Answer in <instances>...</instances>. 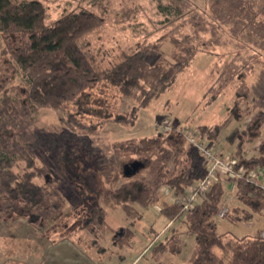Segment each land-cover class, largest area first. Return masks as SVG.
I'll return each instance as SVG.
<instances>
[{
	"label": "trees",
	"instance_id": "16d2710c",
	"mask_svg": "<svg viewBox=\"0 0 264 264\" xmlns=\"http://www.w3.org/2000/svg\"><path fill=\"white\" fill-rule=\"evenodd\" d=\"M212 5L222 8L217 13L221 19L239 17L247 6L236 0H215ZM159 11L167 16L166 22L170 21V16L179 17L183 13L179 5H159ZM198 16L196 13L189 20L194 27H203L205 17ZM103 24L102 16L87 9L70 12L54 24H48L41 1L0 0L3 41L0 52V224L24 219L37 234L43 226L53 227L56 233L69 232L75 226L74 232L87 231L97 239L99 234L105 237L111 232L115 246L131 247L134 232L128 227L114 230L107 222L106 196L118 206L149 208L160 202L163 189L183 196L207 175L204 158L175 130L112 143L111 150L121 159L119 167L109 155H94L93 171L106 191L93 193L87 177H83L81 183L70 175L75 170L73 164L70 172L67 167L72 157L71 139L78 133L99 135L108 124L135 127L141 111L169 90L197 54L211 44L203 40L196 43L190 34L163 35L133 50L107 53L102 44L92 40ZM167 42L173 46L170 57L162 52ZM152 53H161V57L149 63ZM221 76L224 78L223 73L219 74L218 84L209 89L214 92L210 103L234 74L224 79ZM18 77L20 82L16 84ZM248 97V87L241 86L228 117L213 126H199V139L205 144L214 143L230 121L241 124L245 119L241 100ZM124 99H134L137 105L122 110ZM41 109L60 111L59 120L66 128L59 133L39 130L36 113ZM263 129L264 111L259 110L245 127H235L225 136V141L234 147L231 156L237 159V168L250 172L264 167ZM254 141H261V153L248 157L245 145ZM89 145L88 152L92 155L94 147ZM38 148L50 155L61 177L38 164ZM133 162H139L140 169L135 175L126 176L125 167ZM141 175L146 176L139 178ZM64 181L79 196L69 215L65 214L66 201L61 192ZM230 185L236 190L234 198L239 205L229 211L227 219L233 223H251L255 215L264 217V190L245 179L226 178L216 182L188 211H183L176 203L162 208L161 213L171 222L186 216L188 234L194 240L188 264H264L262 232L255 236H235L218 231V213ZM43 234L51 238L47 232ZM64 240L70 237L64 235L57 241ZM151 250L159 261L166 254H181L184 244L182 239L172 236L152 245Z\"/></svg>",
	"mask_w": 264,
	"mask_h": 264
},
{
	"label": "rangeland",
	"instance_id": "374dc122",
	"mask_svg": "<svg viewBox=\"0 0 264 264\" xmlns=\"http://www.w3.org/2000/svg\"><path fill=\"white\" fill-rule=\"evenodd\" d=\"M39 1L46 8L48 24H54L62 16L82 9L102 16L104 24L95 32L92 40L95 44H102L107 53L117 54L123 49L133 50L163 35L180 37L190 34L196 43L201 40L211 43L205 51L197 54L190 67L178 76L169 90L158 100L153 101L147 109L141 111L135 127L125 128L108 124L99 135L86 136L78 133L77 137L69 141L72 151V157L67 162L69 172L70 165L75 166L74 172L70 175L81 183L84 182L83 177H87L88 187L93 193L106 191V189L98 174L93 171L92 159L94 155L103 153L113 157L115 164L119 167L121 159L111 150V144L116 141L164 133L161 129L164 122L175 129L197 134L200 125L213 126L223 122L224 117H227L230 110L234 108L239 88L246 85L249 89V97L241 100L240 104L244 121L241 124L235 120L230 121L221 137L214 142V145L217 144L216 148L231 156L234 147L225 141V136L235 127H245L259 110L264 111V0H236L247 4L246 11L232 19L219 18L220 15L217 13L222 8L212 5L215 0ZM159 5H171V7L179 5L183 13L179 17L170 16V21L166 22L167 16L159 11ZM196 13L199 18L205 17L202 22L203 27H194L189 20ZM199 18L197 20L201 21ZM2 48L3 41L0 36V52ZM172 51L171 43L164 44L162 52L166 57H170ZM160 57L161 53H152L148 61L154 63ZM221 73L224 74V78L230 74L234 76L221 94L210 103L214 92H209V89L218 84L217 79ZM19 82L18 77L15 83ZM135 105L137 103L134 99H124L121 109L127 110ZM60 115L61 112L57 110H39L36 113L37 128L44 132L58 131L59 133L66 128L59 120ZM262 136L264 138V129ZM89 144L94 147L95 153L92 155L88 152ZM212 144V142L208 143L209 146ZM260 144L261 141L246 144L244 148L246 155L248 157L260 155ZM36 153L38 164L46 166L55 175L61 177L52 158L43 148L36 149ZM145 176L141 175L139 178ZM225 179L221 176L219 181L223 182ZM227 190L228 196L223 199L221 208L226 206L230 211L239 203L234 198L236 190L233 185L228 186ZM61 192L66 201L65 214L69 215L78 203L79 196L66 181L61 186ZM176 197L182 196L165 188L162 190L160 202L149 208L128 204L118 206L112 200L110 202L107 196L105 197L104 206L108 212L107 222L110 227L114 230L128 227L135 234L130 248L114 246L115 239L111 232L105 237L104 235L100 237L99 234L97 239L87 231L74 232L75 226L72 227L71 232L65 231V233L61 232L62 234L56 233L53 227L43 226L39 228L42 232L39 235L36 229L27 224L24 219L20 220H24L25 224H21L20 220L13 223L3 222L0 224V264H28L23 263L22 260L7 259L9 256H16V252L20 250L17 245L21 240L26 239V237L24 239L20 237L22 233L35 236L50 245H56L57 240L64 235L70 237L68 242L71 246H63L60 250L50 249L52 247L50 246L47 252L42 253L45 250L38 248L40 244L38 247L36 244L35 248L40 254L35 262L44 259L46 264H132L133 262L134 264H188L193 254L194 240L188 234L186 216L178 217L171 222L161 213L162 208L174 203L173 199ZM216 222L220 233L255 236L262 232L264 235L262 215H255L251 223H233L227 217L217 219ZM24 229L27 230L22 232ZM46 232L51 238L42 236ZM172 236L182 239L183 252L178 255L166 254L157 261L151 246L165 242ZM28 246L32 249L31 241L25 244V248L27 249ZM147 246L150 248L144 252ZM33 261L30 259L29 263Z\"/></svg>",
	"mask_w": 264,
	"mask_h": 264
},
{
	"label": "built area",
	"instance_id": "2783aa9c",
	"mask_svg": "<svg viewBox=\"0 0 264 264\" xmlns=\"http://www.w3.org/2000/svg\"><path fill=\"white\" fill-rule=\"evenodd\" d=\"M164 132L175 130L180 133L185 139L187 145L196 150L205 160L207 167V175L196 186L191 188L182 197H176L173 202L180 205L183 211H188L194 205L198 204L206 191H208L213 184L219 182L221 176L232 179H245L252 185L264 190V167L257 168L250 172L243 167L237 168L238 161L235 157L225 154L222 150L216 148L213 143L208 145L203 143L197 136L189 131L175 129L164 122L161 126ZM229 214V208L223 206L218 217L225 219Z\"/></svg>",
	"mask_w": 264,
	"mask_h": 264
},
{
	"label": "crops",
	"instance_id": "0c3cea01",
	"mask_svg": "<svg viewBox=\"0 0 264 264\" xmlns=\"http://www.w3.org/2000/svg\"><path fill=\"white\" fill-rule=\"evenodd\" d=\"M227 117H228V114H227ZM227 117H224L225 119L227 118ZM224 119V120H225ZM220 123V122H219ZM216 124H218V123H216ZM215 125V124H214ZM200 126H203V125H200ZM199 127V126H198ZM142 137V136H141ZM262 139L264 140V138H263V136H262ZM20 222H21V224H25L24 222V220H20ZM13 223V222H12ZM28 224V223H27ZM28 226V225H27ZM27 229H24V230H22V232H24V231H26ZM29 230V229H28ZM135 235V234H134ZM19 237V236H18ZM21 238H25L26 237V239H24V240H21V242H19V244L17 245L19 248H20V250H18V252H16L17 253V255L16 256H13V257H11V256H9L7 259H16V260H22V262L24 263V262H26V263H28V264H46V262H44L45 260L44 259H42V260H40V261H38L37 260V262H35L36 261V259H37V257H39V254H40V252H39V250L37 249V248H35V246H36V244H37V247H38V244H40V246L38 247V248H40L41 247V249L42 250H45V251H43L42 253H45V252H47L48 250H49V247L50 246H52V247H50V249H53V250H60V248L61 247H63V246H65V247H70L71 245H70V243L68 242V240H64V241H61V242H58V243H56V245L55 244H52V245H50L49 243H47V242H45L44 240H42V239H39V238H37V237H35V236H28L27 234H23L22 233V235L20 236ZM35 237V238H34ZM21 238H19V239H21ZM134 238V237H133ZM30 241L32 242V249H31V247L30 246H28V248L26 249L25 248V244L26 243H30ZM17 242V241H16ZM37 242V243H36ZM115 246V245H114ZM117 247H119V246H117ZM132 247V246H131ZM130 248V247H129ZM150 248V246H147L145 249H144V252L147 250V249H149ZM30 259L32 260H34L32 263H29L30 262ZM132 264H134V262L132 263Z\"/></svg>",
	"mask_w": 264,
	"mask_h": 264
},
{
	"label": "water",
	"instance_id": "95a60500",
	"mask_svg": "<svg viewBox=\"0 0 264 264\" xmlns=\"http://www.w3.org/2000/svg\"><path fill=\"white\" fill-rule=\"evenodd\" d=\"M140 169V163L139 162H133L131 165L125 167V175L126 176H132L135 175Z\"/></svg>",
	"mask_w": 264,
	"mask_h": 264
}]
</instances>
